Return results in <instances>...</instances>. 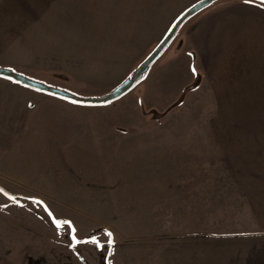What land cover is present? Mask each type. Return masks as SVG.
Wrapping results in <instances>:
<instances>
[{
  "label": "rangeland",
  "instance_id": "rangeland-1",
  "mask_svg": "<svg viewBox=\"0 0 264 264\" xmlns=\"http://www.w3.org/2000/svg\"><path fill=\"white\" fill-rule=\"evenodd\" d=\"M198 1L0 0V68L10 66L53 88L66 84L69 93L81 98L102 97L126 79ZM197 17L181 26L149 70L157 75L177 66L175 81L149 80L145 89L141 81L122 98L99 106L43 94L91 110L66 117L88 119L85 127L69 128L97 137L80 149L101 160L103 172L3 177L16 187L4 190L16 197L42 193L53 217L70 221L77 238L107 228L113 234L114 256L123 258L113 260L112 251L110 264H264V206L249 189L255 160L251 166L254 152L247 148L258 144L249 141L250 135L263 128L264 93L241 92L233 103H219L217 97L222 96L210 87L206 71L199 67L198 72L190 61L179 63ZM189 82L194 84L186 85ZM140 87L152 113H160L152 122L139 115L138 103L130 108L119 104ZM228 105L240 108H218ZM252 106L256 108H247ZM118 128L125 131L119 137L110 135ZM151 133L175 139L168 144L174 154L161 149L154 168L151 157L140 159L128 148L137 134ZM226 136L239 141L225 142L222 148L218 140ZM55 190L65 198L54 196ZM108 239L102 233L95 238L97 244L73 246L70 228H57L39 204L23 198L13 202L0 194V264H74L76 259L104 264ZM125 248L135 253L124 258L130 252Z\"/></svg>",
  "mask_w": 264,
  "mask_h": 264
},
{
  "label": "crops",
  "instance_id": "crops-1",
  "mask_svg": "<svg viewBox=\"0 0 264 264\" xmlns=\"http://www.w3.org/2000/svg\"><path fill=\"white\" fill-rule=\"evenodd\" d=\"M198 14L199 17L192 23L188 34L187 45L178 58L179 63L185 64L190 61L191 64H196L197 71L199 67L203 68L206 71L204 77L210 80L212 90L215 94L222 96L217 97L219 103L222 101L233 103L236 97L234 95L238 96L241 92L264 93V5L255 1L245 3V0H218ZM260 68L262 71H259ZM6 69L15 72V69L10 66H6ZM177 73H179L177 66L160 71L157 75L151 71L143 80V88L145 89L150 81L159 83L158 80L161 77H172L175 81ZM189 83L186 85L194 84ZM241 87L245 89L241 91ZM144 89L140 87L134 90L128 98L121 99L119 104L130 108V105L134 106L138 103L139 115L145 120L147 118L150 120L151 117L152 120L148 122H152L159 117L160 113H152L153 108L145 103ZM218 108L234 109L240 106L228 105L227 107L218 106ZM247 108L255 109L256 107ZM89 113H91L89 109H79L60 103L39 92L0 78V187L16 188L4 181L5 176L21 179L25 175L24 179L30 177L41 179L43 174L103 172L104 163H101L99 159L94 160L86 154V150L80 149L83 143L90 144L97 141V137L80 135L69 128L71 124L79 128L85 127L89 124L88 119L71 117ZM91 123L95 124L94 121ZM119 124L132 125L127 121H121ZM262 126V130L255 129V133L250 135L249 139L251 142L258 141V144H251L247 148L250 152H254L249 157L251 166L255 160L254 167L249 170V173L254 175L249 180V189L255 199H262L264 206V119ZM97 127H100V124ZM124 131L125 129L118 128L117 131L111 130L110 135L117 133L114 135L119 137ZM134 138L136 143L130 144L128 148L136 151L140 159L151 157L152 168L157 164L161 149L168 155L175 152V148L168 145L175 141L172 136L151 133L137 134ZM125 140L128 141L127 138ZM218 141L222 143V148H225L227 147L225 142L233 143L239 140L235 136L232 138L226 136L219 138ZM125 148L128 149L127 145ZM235 148L241 149L244 146L235 145ZM106 157L108 155H105L103 159ZM141 165L143 168L144 164ZM53 192L54 196L65 198L64 193L57 190ZM40 196L42 193L41 195L27 194V198H39L38 200L47 206L48 203ZM99 228L109 231L105 227ZM128 250L130 252L124 258L129 257L131 251H134ZM112 251L113 260L117 258L123 261V258L114 256V250ZM74 264L87 263L76 259Z\"/></svg>",
  "mask_w": 264,
  "mask_h": 264
},
{
  "label": "water",
  "instance_id": "water-1",
  "mask_svg": "<svg viewBox=\"0 0 264 264\" xmlns=\"http://www.w3.org/2000/svg\"><path fill=\"white\" fill-rule=\"evenodd\" d=\"M217 1L218 0H200L195 4H193L191 7H189L186 11H184L173 23V25L170 27V29L163 37V39L160 41V43L154 48V50L148 55V57L142 63L139 64V66L134 71L132 76L124 79L110 93L102 97L81 98L69 92H66L62 89L49 87L41 82L29 79L25 76L13 72L12 70L9 71V69L6 68H0V78L11 82L16 81L15 84L20 85L29 90L39 92L41 94H45L48 96H52L61 99L63 101L77 105L99 106L114 102L125 96L127 93H129L135 87L138 81L142 78V76L145 73L149 72L151 66L159 59V57L162 55L164 50L171 43L172 39L174 38L178 30L187 20H189L191 17L195 16L196 14L200 13L204 9L208 8ZM254 1L261 3V0H254ZM8 194L14 196L10 193ZM15 198L17 200V197ZM111 256H112V247H108L107 253L104 256V264H110Z\"/></svg>",
  "mask_w": 264,
  "mask_h": 264
},
{
  "label": "trees",
  "instance_id": "trees-1",
  "mask_svg": "<svg viewBox=\"0 0 264 264\" xmlns=\"http://www.w3.org/2000/svg\"><path fill=\"white\" fill-rule=\"evenodd\" d=\"M168 32V31H167ZM178 33V32H177ZM177 33H176V35H177ZM175 35V36H176ZM175 36H174V38H175ZM173 38V39H174ZM172 39V40H173ZM169 46V45H168ZM167 49V48H166ZM165 49V50H166ZM165 50H164V52H165ZM163 54V53H162ZM137 68H135L131 73H130V75L128 76V77H130V76H132V74L134 73V71L136 70ZM147 74L148 73H145L143 76H142V78L138 81V83L139 82H141V81H143L145 78H146V76H147ZM30 79V78H29ZM66 84H60L59 86H56L57 88H59V89H62V90H64V91H66V92H68L67 91V89H69V88H67V86H65ZM187 91H189V89H187ZM186 91V92H187ZM185 92V93H186ZM16 197V196H15ZM26 199V200H28V201H32V202H34V203H37L36 201H39V203H37V204H39L43 209H44V211L48 214L50 211H49V209L46 207V205L42 202V201H40V200H38V199H34V198H25V197H17V199ZM52 214V213H51ZM48 216H49V214H48ZM50 218H51V220H52V222H53V220L55 219L54 217H53V215H51V216H49ZM55 220H59V219H55ZM61 221H64V219H60ZM63 226H67V225H63ZM63 226H61V227H63ZM70 231H71V229H70ZM102 233H107V231L105 230V229H97V230H94V231H92L89 235H87L86 237H84V238H77L76 237V239H77V241H78V243H89V242H91V241H93V240H95V238L97 237V236H99V234H102ZM71 237H72V231H71ZM108 241H109V239H108ZM73 242V241H72ZM109 247H112L113 248V246L111 245V246H109ZM110 260H111V258H110Z\"/></svg>",
  "mask_w": 264,
  "mask_h": 264
},
{
  "label": "snow or ice",
  "instance_id": "snow-or-ice-1",
  "mask_svg": "<svg viewBox=\"0 0 264 264\" xmlns=\"http://www.w3.org/2000/svg\"><path fill=\"white\" fill-rule=\"evenodd\" d=\"M250 0H245V3H249ZM261 3L264 4V0H261ZM9 71H11V69H9ZM193 72H195V69L193 68ZM13 83H15L16 81H12ZM0 194H3L8 200H12L13 202H15L16 198L14 196H11L8 194L7 191H5L3 188H0ZM37 203H39V201H36ZM49 216H51V212L48 213ZM53 223L56 225L57 228H60L61 226L63 225H67L71 231H72V241H73V246H75L76 243H78L77 239H76V236H75V228L72 226L71 222L68 221V220H64V221H61V220H53ZM106 235L109 237V246H111L114 241L111 239L112 238V233L111 232H107ZM91 243L93 244H97V242L95 240L91 241ZM98 246V245H97Z\"/></svg>",
  "mask_w": 264,
  "mask_h": 264
}]
</instances>
